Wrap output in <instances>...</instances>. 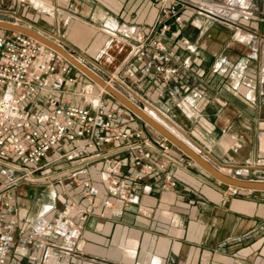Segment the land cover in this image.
I'll list each match as a JSON object with an SVG mask.
<instances>
[{"label":"crops","instance_id":"obj_1","mask_svg":"<svg viewBox=\"0 0 264 264\" xmlns=\"http://www.w3.org/2000/svg\"><path fill=\"white\" fill-rule=\"evenodd\" d=\"M161 1L39 0L32 5L0 0V20L38 29L104 77L127 68L139 75L141 67L133 63L135 35L148 36L154 28V39L173 53L165 64L179 67L180 75L171 83L154 73L142 75L140 82L124 85L130 99L155 110L174 135L219 171L264 182V7L259 12L254 0L249 6L176 0L185 26L168 19L170 30L162 33ZM171 155L178 185L144 175L137 201L127 206L100 183L91 205L79 187L24 183L18 190L20 224L13 232L12 257L27 264L25 251L41 255L39 249L24 248L20 237L69 196L89 214L72 251L63 244L51 264H264V192L233 195L175 145ZM124 171L128 181L138 173L132 167ZM56 176L67 183L65 172ZM95 179L99 182L98 175ZM107 197L119 217L101 213Z\"/></svg>","mask_w":264,"mask_h":264},{"label":"built area","instance_id":"obj_2","mask_svg":"<svg viewBox=\"0 0 264 264\" xmlns=\"http://www.w3.org/2000/svg\"><path fill=\"white\" fill-rule=\"evenodd\" d=\"M37 1L20 0L32 5ZM161 2L158 24L162 33L170 30L165 23L168 19L183 28L181 2ZM152 34L135 35L133 63L141 67L139 75L127 68L124 74L104 77L82 63L129 99L124 85L140 82L142 75L154 73L164 83H171L180 75V68L165 64L173 53ZM162 52H168L167 56ZM173 147L58 52L24 34L0 29V264H22L12 257L13 232L20 224L21 185L51 182L63 171L67 183L60 178L59 184L64 189L81 188L80 195L89 205L99 195L100 183L109 196H119L127 206L137 201L144 175L164 180L169 187L178 185L171 169L177 161L171 155ZM128 167L138 172L131 181L124 171ZM229 188L233 195L256 192ZM106 212L113 217L121 215L110 197L102 203L101 213ZM88 214L87 208L69 196L47 209L20 237L24 248L41 251L39 256L25 251L27 264H51L63 244L72 251Z\"/></svg>","mask_w":264,"mask_h":264},{"label":"water","instance_id":"obj_3","mask_svg":"<svg viewBox=\"0 0 264 264\" xmlns=\"http://www.w3.org/2000/svg\"><path fill=\"white\" fill-rule=\"evenodd\" d=\"M0 29H6L12 32H17L24 34L28 37H31L40 43L48 46L49 48L58 52L63 56L70 64L76 67L78 70H81L90 80L95 84L104 88L106 92L112 96L120 105L131 111L134 115H137L144 123L149 125L151 128L156 130L160 135L165 137L170 143L184 151L189 157H191L200 167H202L206 172L212 175L216 180L225 185L239 188L240 190H251L256 192H264V182L263 181H251V180H242L241 178H234L229 176L211 165L206 161L202 156L195 152L191 146L185 144L184 141L180 140L176 135L172 133L167 127L162 125L158 120L151 117L147 112L142 108L136 105L134 102L130 101L125 95L117 91V89L112 86H108L107 83L93 72L88 66L76 59L62 44L57 43L52 38L42 33L36 28H33L29 25L16 24L8 21L0 20Z\"/></svg>","mask_w":264,"mask_h":264},{"label":"rangeland","instance_id":"obj_4","mask_svg":"<svg viewBox=\"0 0 264 264\" xmlns=\"http://www.w3.org/2000/svg\"><path fill=\"white\" fill-rule=\"evenodd\" d=\"M256 3H257V5H258V8H259V12H261L262 11V8L264 7V5H263V2H264V0H254ZM221 2L224 4V3H230V5H235V4H240V3H244V5H248L249 6V3H250V0H221ZM232 6H228V9H230ZM233 13H235L234 11V8L231 10ZM260 14V13H259ZM5 21H7V20H5ZM12 22V21H11ZM139 105V104H138ZM139 106H141V105H139ZM149 107V106H148ZM143 108H145V107H143ZM148 111L150 110V111H152L153 113H155V115H157L158 116V113L155 111V110H153V109H151L150 107H149V109H147ZM161 119L162 117H159L158 116V119ZM174 128H176V127H174ZM177 129V128H176ZM178 130V129H177ZM234 178H238V179H242V180H251V181H254L253 179H250V177H247V176H243V175H238V176H233ZM59 178H57V176L55 177V178H53L52 179V181H51V183H53L54 185H56V187H57V185L59 184ZM255 181H259V180H255ZM27 183H30V184H32V185H36V186H38V187H40V186H42V185H44V183L42 182V181H40V182H38V183H31V182H27ZM230 189V188H229Z\"/></svg>","mask_w":264,"mask_h":264},{"label":"bare ground","instance_id":"obj_5","mask_svg":"<svg viewBox=\"0 0 264 264\" xmlns=\"http://www.w3.org/2000/svg\"><path fill=\"white\" fill-rule=\"evenodd\" d=\"M109 86V85H108ZM150 115V114H149ZM151 116V115H150ZM152 117V116H151ZM155 119V118H154Z\"/></svg>","mask_w":264,"mask_h":264}]
</instances>
